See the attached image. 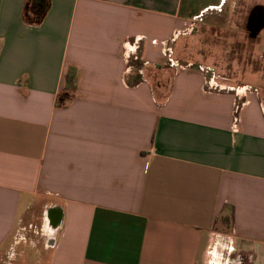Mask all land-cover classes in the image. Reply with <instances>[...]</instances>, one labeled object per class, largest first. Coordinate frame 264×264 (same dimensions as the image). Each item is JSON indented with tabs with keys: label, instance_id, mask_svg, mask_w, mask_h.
Returning a JSON list of instances; mask_svg holds the SVG:
<instances>
[{
	"label": "crops",
	"instance_id": "obj_1",
	"mask_svg": "<svg viewBox=\"0 0 264 264\" xmlns=\"http://www.w3.org/2000/svg\"><path fill=\"white\" fill-rule=\"evenodd\" d=\"M25 1L0 0V251L264 264L263 99L173 58L194 0H49L37 26Z\"/></svg>",
	"mask_w": 264,
	"mask_h": 264
},
{
	"label": "rangeland",
	"instance_id": "obj_2",
	"mask_svg": "<svg viewBox=\"0 0 264 264\" xmlns=\"http://www.w3.org/2000/svg\"><path fill=\"white\" fill-rule=\"evenodd\" d=\"M208 1L213 2L207 0L206 3ZM194 2L190 5L187 3L188 8L184 11L190 17L198 16L192 18L191 30L177 41L173 58L181 63L191 62L197 68L202 65L212 69L220 77L250 84L260 92L264 103V55L256 58L251 49L255 38L250 39L245 31L250 11L256 6L264 10V0H226L223 5L209 7L202 12L203 2ZM228 23L230 25L227 26ZM260 37L263 43L264 33ZM170 63L173 65L172 61ZM26 232L19 234L18 240L11 241L9 247L0 251V264H22L21 258H27V264H36L43 255L42 241L38 238L33 243L32 233L26 235ZM43 259L40 264H48Z\"/></svg>",
	"mask_w": 264,
	"mask_h": 264
},
{
	"label": "trees",
	"instance_id": "obj_3",
	"mask_svg": "<svg viewBox=\"0 0 264 264\" xmlns=\"http://www.w3.org/2000/svg\"><path fill=\"white\" fill-rule=\"evenodd\" d=\"M49 0H26L23 9V20L28 25H40L49 10Z\"/></svg>",
	"mask_w": 264,
	"mask_h": 264
},
{
	"label": "flooded vegetation",
	"instance_id": "obj_4",
	"mask_svg": "<svg viewBox=\"0 0 264 264\" xmlns=\"http://www.w3.org/2000/svg\"><path fill=\"white\" fill-rule=\"evenodd\" d=\"M264 25V10L260 6L254 7L245 23V31L249 38H255L262 30Z\"/></svg>",
	"mask_w": 264,
	"mask_h": 264
}]
</instances>
